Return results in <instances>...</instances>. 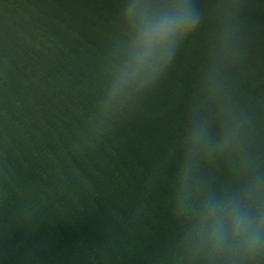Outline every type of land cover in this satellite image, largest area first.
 <instances>
[{"label":"water","instance_id":"obj_1","mask_svg":"<svg viewBox=\"0 0 264 264\" xmlns=\"http://www.w3.org/2000/svg\"><path fill=\"white\" fill-rule=\"evenodd\" d=\"M177 2L167 74L90 122L121 17ZM210 203L264 204V0H0V264H187Z\"/></svg>","mask_w":264,"mask_h":264},{"label":"clouds","instance_id":"obj_2","mask_svg":"<svg viewBox=\"0 0 264 264\" xmlns=\"http://www.w3.org/2000/svg\"><path fill=\"white\" fill-rule=\"evenodd\" d=\"M165 7L173 9L172 14L135 26L127 16L121 17L128 39L119 55L108 61L90 122L118 115L150 94L167 74L175 50L190 38L194 25L186 3ZM194 231L199 242L187 255V264H264V204L253 216L235 203L207 204L196 215Z\"/></svg>","mask_w":264,"mask_h":264}]
</instances>
